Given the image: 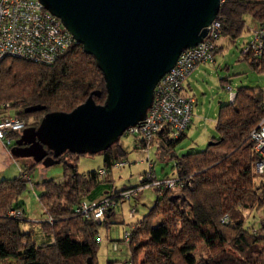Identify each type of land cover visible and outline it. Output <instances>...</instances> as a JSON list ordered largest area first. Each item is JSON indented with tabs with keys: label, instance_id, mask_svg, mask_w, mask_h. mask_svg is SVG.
Returning <instances> with one entry per match:
<instances>
[{
	"label": "trees",
	"instance_id": "obj_1",
	"mask_svg": "<svg viewBox=\"0 0 264 264\" xmlns=\"http://www.w3.org/2000/svg\"><path fill=\"white\" fill-rule=\"evenodd\" d=\"M247 14L259 24L264 19V0H223L216 17L221 27L218 39L234 41L241 36ZM218 39L214 55L221 47L217 45ZM241 57L254 67H264V51L261 56L243 57L241 54ZM224 81L222 86L229 92V101L219 106L215 121L218 135L210 139L205 149L181 156L172 152L185 137L191 122L178 135L162 129L156 135L157 150L175 159L172 174L158 178L152 164L153 178L144 177L131 187L106 191L100 197L115 203L111 207L113 211L122 200L137 201L132 195L125 198L122 195L125 191L140 193L141 187L153 186L152 181L157 179L174 178L179 182L177 188L153 186L157 197L147 213L127 230L130 231L128 243L123 235L114 241L127 243L129 259L107 264H264V223L261 230L248 228L243 213L264 208V173L255 171L258 156L251 139L252 130L264 114V90L249 86L235 90ZM227 87L235 93L232 99ZM93 90H100V96L94 97L95 102L103 103L106 90L102 72L94 57L77 43L52 64L17 57L0 61V106L8 104V108L3 109L5 115L25 120L27 126H38L48 112L71 111ZM36 104L44 105L45 109L32 113L24 111ZM33 114L40 118L28 123ZM9 136L11 142L5 143L7 147L20 137V133L12 130ZM97 154L103 156L104 176L98 172L101 168L79 172L77 161L84 154L66 151L59 157L63 178L37 182L44 189L39 200L46 207L48 217L53 219L42 223L44 236L39 241L34 239L33 229L22 228L25 212L19 196L27 188L30 174L22 171L13 179H0V261L14 257L18 264H88L90 259L91 264H98L96 254L100 241L97 238L101 237L98 226L110 224V221L105 219L99 223L87 219L76 214L75 209L84 198L100 199H90V196L104 188L102 185L109 182L111 169L118 162L127 161L124 160L127 153L119 139ZM255 177L261 178V185L254 184ZM161 190L163 194L159 193ZM133 206L130 218L137 213L138 205ZM10 210L22 214L12 216L8 213ZM158 217H161L159 222L156 221Z\"/></svg>",
	"mask_w": 264,
	"mask_h": 264
},
{
	"label": "water",
	"instance_id": "obj_2",
	"mask_svg": "<svg viewBox=\"0 0 264 264\" xmlns=\"http://www.w3.org/2000/svg\"><path fill=\"white\" fill-rule=\"evenodd\" d=\"M39 1L94 57L106 90L103 103L93 90L71 111L48 112L38 126L23 129L14 146L48 167L66 151L100 153L144 120L157 82L184 49L203 40L223 0ZM44 109L36 104L24 111Z\"/></svg>",
	"mask_w": 264,
	"mask_h": 264
},
{
	"label": "rangeland",
	"instance_id": "obj_3",
	"mask_svg": "<svg viewBox=\"0 0 264 264\" xmlns=\"http://www.w3.org/2000/svg\"><path fill=\"white\" fill-rule=\"evenodd\" d=\"M244 19L246 26L241 36L234 41L221 37L218 40L221 47L214 55V62L203 64L201 67L203 72L196 77L193 74L189 79L191 82L190 93L194 96L196 103L192 112V121L185 137L172 149V152L177 156L203 150L212 137H217L215 121L219 106L229 101V92L222 86L224 80H227L235 90L240 86L264 90V67L261 65L259 67L252 66L249 61L243 60L240 54L243 42L250 40L251 29L257 27L258 24L248 14L244 16ZM9 111L13 113L12 109ZM30 118L28 123H31L33 118L38 119L40 117L33 114ZM22 131L23 129L19 130L20 136ZM156 139L155 137L148 146L147 152H144L140 148L134 147L131 135L123 134L120 137V144L127 153L124 160L129 161L130 164L113 167L108 176L109 182L102 185L104 190L107 192L119 191L137 184L138 175L148 169L149 163L154 164V172L158 178L171 175L175 159L157 150ZM16 140L7 148L0 143V179H13L22 171L30 174L31 180L19 196V202L25 212L22 228L24 230L33 229L34 239L39 241L44 236L41 225L44 221L49 222L51 217H48L46 207L39 200V195L44 189L37 182L50 178L61 180L63 178V165L59 163L45 167L41 163L37 164L33 154L22 153L19 147L13 145ZM101 167H103L102 154H84L79 156L77 161V168L81 173ZM260 179L259 177L254 178L253 181L256 186L262 184ZM156 197V189L153 186H146L142 188L136 202L134 200L129 202L122 200L121 204L113 210L112 217H110L111 210L105 213L104 218L108 219L110 224L99 221L101 224L98 226V232L102 239L96 254L98 264H107L110 261L121 263L129 259L130 251L125 246L127 243L119 241V250L117 251H113L111 245L114 241L120 240L122 233L131 230L132 225L147 213ZM133 204L138 205L137 213L134 218H130L129 212L131 207H134ZM243 213L246 216V227L261 230L263 227L261 224L264 223V208L245 210ZM160 219L161 217H158L156 221L159 222ZM203 253L205 254L206 250H203ZM0 264H18V262L16 258L8 257L0 261Z\"/></svg>",
	"mask_w": 264,
	"mask_h": 264
},
{
	"label": "built area",
	"instance_id": "obj_4",
	"mask_svg": "<svg viewBox=\"0 0 264 264\" xmlns=\"http://www.w3.org/2000/svg\"><path fill=\"white\" fill-rule=\"evenodd\" d=\"M221 36V27L215 19L208 27L203 40L196 46L184 49L175 65L157 82L154 89V98L144 120L129 127L124 134L133 137L136 148L147 152L148 146L162 129H169L173 134L183 132L191 122L195 105L193 95L184 90V81L201 64L214 62L215 40ZM75 42L72 34L63 25L61 20L44 8L39 0H0V61L6 57L28 59L36 63L52 64ZM264 51V19L257 27L251 29L250 40L244 41L241 49L243 57L261 56ZM232 99L235 93L227 87ZM0 106V141L4 144L11 142L10 132L19 131L27 127L25 120L5 115L4 108ZM264 110V105L262 106ZM258 160L255 171L264 173V114L257 126L251 132ZM144 144V146H143ZM130 164L128 161L118 162L116 167ZM152 163L144 175H139L138 180L144 177L153 178ZM100 176L106 174L105 169H99ZM156 188H177L179 182L174 178L153 180ZM142 187L139 189V191ZM163 194L162 190L160 191ZM125 198L140 196V193L128 190L122 193ZM115 203L108 198L99 200L82 199L75 209L80 214L93 221H105L104 215ZM134 209L129 212L133 216ZM9 215L16 216L22 213L10 210ZM53 219L50 218L49 222ZM124 241L128 243L130 231L123 232ZM101 241V237L97 238ZM112 249L117 250V242H113Z\"/></svg>",
	"mask_w": 264,
	"mask_h": 264
},
{
	"label": "crops",
	"instance_id": "obj_5",
	"mask_svg": "<svg viewBox=\"0 0 264 264\" xmlns=\"http://www.w3.org/2000/svg\"><path fill=\"white\" fill-rule=\"evenodd\" d=\"M219 40V39H218ZM218 40H217V45H218V47H220L221 46V44H219V42H218ZM203 66V64H201V65H199L188 77H187V79L184 81V90H185V92L186 93H190L191 92V82H190V80L189 79H191V76L194 74L195 75V77L196 76H198V74L200 73H202L203 71H202V67ZM0 143L3 145V147H5V148H7V146L2 142V141H0ZM105 190H104V188L102 189H98V191H96L94 194H92V196H90V199L91 198H94V199H98V198H100L102 195H105ZM112 214L110 215V217H112L113 216V211L111 212ZM135 217V216H134ZM141 218H139L138 220H140ZM108 226H109V224H108ZM101 239H102V237H101ZM126 247H128V245L126 244L125 245ZM129 248V247H128ZM113 250V249H112ZM117 250H119V249H117ZM117 250H113V251H117Z\"/></svg>",
	"mask_w": 264,
	"mask_h": 264
}]
</instances>
